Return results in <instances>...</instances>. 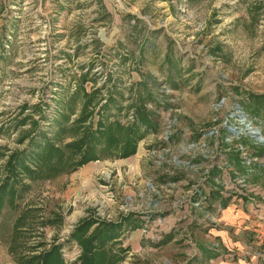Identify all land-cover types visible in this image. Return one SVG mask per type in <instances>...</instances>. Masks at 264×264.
<instances>
[{"label": "rangeland", "instance_id": "obj_1", "mask_svg": "<svg viewBox=\"0 0 264 264\" xmlns=\"http://www.w3.org/2000/svg\"><path fill=\"white\" fill-rule=\"evenodd\" d=\"M81 75L83 92L102 88V97L79 131ZM60 84L69 86L63 107ZM114 85L124 95L104 108L105 124L138 126L136 153L124 157L102 138L69 159L66 144L101 128L95 113ZM141 101L150 123L137 120ZM66 108L63 132L47 119ZM47 138L67 160H31L33 171L12 176L18 154L33 159ZM87 148L98 160L69 172ZM235 150L242 169L230 162ZM263 191L264 0H0V264L59 245L63 264H82L74 235L87 219L95 232L119 223L121 235L103 243L128 247L116 264H216L237 252L217 236L238 228L226 209L240 205L250 218L240 228L256 240L264 231Z\"/></svg>", "mask_w": 264, "mask_h": 264}, {"label": "trees", "instance_id": "obj_2", "mask_svg": "<svg viewBox=\"0 0 264 264\" xmlns=\"http://www.w3.org/2000/svg\"><path fill=\"white\" fill-rule=\"evenodd\" d=\"M85 77L82 78V75L78 77L79 86L75 87V92L73 93L74 95H72V101L76 100L77 97H80L82 93L85 99V103H84L83 108L81 109L80 114L77 116V118L74 119L72 123V127L75 130L79 129V131H81L83 124H85L87 120L91 119L94 115L95 110L94 108H90V106L94 104L95 100L97 99V96L99 97L100 95L102 97V88H99V89L96 88L91 92H86V93L83 92V89H81V87H83L84 85V81L86 79ZM106 81L108 82V76L106 78ZM68 87L66 85L64 86L60 84V88H59L60 91L55 92V96L57 97L56 102L60 104V106L62 107L65 104V100H66L65 97L67 95ZM60 94H61V97L59 98L58 96ZM123 95L124 93L121 92V88H119L117 85L112 86V88L110 89L108 93L109 97L107 98V101L105 102V104L103 105L101 104V106L99 107V110H97L95 113V116H98L100 118L98 120V123L100 124L101 128L97 129L96 132L94 133L87 128L86 130H84L83 136H81L79 139L72 140L71 142L66 144V149L70 152V155L68 156L69 159L83 150L82 145L83 146L85 145L86 147L87 144H89L91 147L95 148L93 143L95 142L100 143L102 141V138L106 139L105 141L106 143H108V141L110 142V144L108 143V147H113L114 150L118 149L119 151L117 152L120 153L124 157H129L130 155H133L136 153V148H137L136 141H133L131 138H132L134 130L138 128V126L133 125L130 129H125L120 125V123H117V122H112L109 125L105 124L106 118L104 116L105 115L104 108L107 109L112 106L119 107L121 102L118 96L122 97ZM132 106L136 107L137 115L139 116L137 119L138 121L141 120L143 122L150 123L151 120H149L150 118H149L148 112L146 111L147 108L145 106L144 101H141L139 104L137 103L132 104ZM42 112L43 111H40L41 114ZM73 112L74 110H71L70 108H66L59 112L60 117L54 116V118H50L47 120L49 121V123H51V125L57 124L58 128L62 129V131L64 132L66 128L61 118H63V121L68 122L70 120V115L72 116ZM34 122H37V121H34ZM36 129L37 128H35V130ZM45 149H46V152L44 154L43 153L41 154V152L42 151L44 152ZM37 152H36L37 153L36 155L34 154L35 156H33L34 157L33 159H31L27 155H21L19 153L17 156V159L14 161L15 164H11L10 162V164L12 165L11 168L9 169V171L11 172V175L16 178L18 177L16 173V169L18 166L23 167V169L27 170L28 172L33 171V170H30V168L28 167L29 166L28 163H30L31 160H34L39 164V161L40 163H44L41 159H43L44 161L46 160L48 161L50 156L56 155L59 160L62 159L63 161H64L63 156L66 157V155H64L63 153L62 148H59L58 145H54V143H52L51 141V138H47V140L44 141L43 144H41V146L38 148ZM240 153H241L240 151L239 152L237 151V153L232 152L231 154L232 157L230 159V162L236 164L238 168L242 169L243 163H242ZM66 160H67V157H66ZM95 160H98L96 153H94L90 148H87L86 150L84 149L82 156L79 160L71 161V165L73 164V168L69 172L74 171L78 169L79 167L85 165L86 163H89L90 161H95ZM65 164L67 168V162ZM14 177L12 179H16ZM9 183L4 185L3 186L4 188H2L1 195L3 197H5V194L7 192V186L9 185ZM213 183L214 185L218 187L219 192H220L222 190L221 188L223 184L219 182L218 179L217 181L213 180ZM11 188L12 187H10V189ZM11 190H13V192L15 193L16 189L14 190L12 188ZM213 193L215 194L216 192H213ZM215 195L216 197H219L218 194H215ZM95 223L97 222H94V220H90V219H87V221L84 220L82 224L78 226L75 230L74 238H76L80 247L82 248V255L80 257L82 259L81 261L82 264H116L119 260L124 258L123 254L125 250H128V247L120 248L119 246V249H120L119 253H115L111 250V247L105 248L103 243L108 238L111 232H115L116 234L121 235V230H118V226H117L119 225V223H116L115 225L112 222H108L107 224L104 225L105 227L102 226L101 232L99 231L95 232V230L89 231L88 227ZM97 226L99 227L100 225L98 224ZM83 229H85L86 231H83ZM104 236H105V239H103ZM118 237L119 236L117 235L114 236V238H118ZM58 248L60 249V245L54 246L52 249L51 248L47 249L45 250L43 254H39L38 256L32 257L29 260L27 259L23 260L22 264H63L64 258L62 257V254L59 252ZM54 249H56V252H54ZM120 253L122 255H120Z\"/></svg>", "mask_w": 264, "mask_h": 264}, {"label": "crops", "instance_id": "obj_3", "mask_svg": "<svg viewBox=\"0 0 264 264\" xmlns=\"http://www.w3.org/2000/svg\"><path fill=\"white\" fill-rule=\"evenodd\" d=\"M264 194V191H263ZM236 208V209H235ZM235 208L229 207L226 209L225 217L228 221L229 224L231 225H238V228L234 229L235 235L234 236H228V231L223 230L217 234V236L220 237L222 240L221 243H224L225 248L228 250H233L231 246L235 247L237 252L234 251V257L238 253L240 255L237 256L239 257L238 263L237 264H264V244L261 245L260 242H257L253 235L251 236V233L247 232L246 228L247 226L243 228L242 227L245 223L249 222L247 220L250 219L246 212L244 210L240 209V205L238 206L235 205ZM263 211V210H262ZM222 218H221V223H222ZM254 220V216H253ZM253 220L251 222L254 224ZM221 225V224H220ZM227 229V226L225 227ZM254 236V242H250V238H253ZM253 243H255V246H252ZM215 255H218L215 254ZM215 255H212L210 259H213ZM226 257L228 254H224ZM225 256H217V259H220L219 263L216 264H235L232 261L234 260V257L232 259H225ZM215 259V258H214ZM218 261V260H216Z\"/></svg>", "mask_w": 264, "mask_h": 264}, {"label": "built area", "instance_id": "obj_4", "mask_svg": "<svg viewBox=\"0 0 264 264\" xmlns=\"http://www.w3.org/2000/svg\"><path fill=\"white\" fill-rule=\"evenodd\" d=\"M243 159V158H242ZM243 162H244V160H243ZM241 182H243L244 184L243 185H246L247 186V184H246V179H243V180H241ZM242 187V186H241ZM244 188L245 187H242V190H241V192H243V190H244ZM261 192H260V187L259 186H254L253 187V192H252V195H259ZM260 207V205L258 204V203H255V208H259ZM264 215V214H263ZM260 216V221H258V223L257 224H262L263 222H264V220H263V218H264V216ZM262 227H264V225H262ZM256 233H257V236H256V238H257V242H260V243H263L264 242V231H260V236H259V234H258V230L256 229Z\"/></svg>", "mask_w": 264, "mask_h": 264}, {"label": "water", "instance_id": "obj_5", "mask_svg": "<svg viewBox=\"0 0 264 264\" xmlns=\"http://www.w3.org/2000/svg\"><path fill=\"white\" fill-rule=\"evenodd\" d=\"M253 134H257V133H254V132H252Z\"/></svg>", "mask_w": 264, "mask_h": 264}]
</instances>
